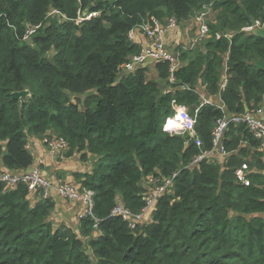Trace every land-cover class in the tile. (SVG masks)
Here are the masks:
<instances>
[{
    "label": "trees",
    "instance_id": "16d2710c",
    "mask_svg": "<svg viewBox=\"0 0 264 264\" xmlns=\"http://www.w3.org/2000/svg\"><path fill=\"white\" fill-rule=\"evenodd\" d=\"M209 3L211 37L194 57L178 49L182 65L173 82L163 62L153 64L156 81L148 67L119 77L140 51L130 31L151 18L187 22ZM51 9L64 20L49 24ZM89 13L96 16L76 22ZM255 22L264 23V0H0V167L28 170L31 136L53 135L66 141L67 156L96 159L90 173L75 174L94 194L96 219L82 218L78 233L49 220L51 199L31 203L25 185L0 184V264H264L261 141L245 125L230 124L223 160L205 157L188 168L214 150L218 119L261 110L264 71L253 64L264 62V40L243 31ZM198 84L224 109L203 104ZM22 91L27 96L14 100ZM90 91L81 110L69 98ZM176 106L195 116L200 148L164 131ZM244 165L248 186L236 176ZM173 175L172 193L158 200L150 223L131 230L110 216L120 203L140 212L142 181Z\"/></svg>",
    "mask_w": 264,
    "mask_h": 264
},
{
    "label": "built area",
    "instance_id": "2783aa9c",
    "mask_svg": "<svg viewBox=\"0 0 264 264\" xmlns=\"http://www.w3.org/2000/svg\"><path fill=\"white\" fill-rule=\"evenodd\" d=\"M212 12V3L208 6L203 7L199 11L195 12V16L192 19L191 30L195 35L190 41L189 47L180 48L181 50H188L196 47V45L203 40L209 39L211 34L209 32V16ZM96 16L94 13H89L78 17L77 23L85 20H89ZM47 17H59L64 20V16L58 11L51 9ZM264 23L260 24L255 22L252 27L246 28L243 31L246 33H252L256 29H262ZM39 26L29 29L24 38V42H29L32 35L38 30ZM177 28V22L174 19H168L165 23L151 18L145 20L138 29H134L128 33V38L132 42L135 31H139L143 37L147 40V45L140 49L139 53L129 58L120 68V76L130 75L138 68H144L148 65H153L157 62L167 63L169 65V72L171 74L169 80L173 82V74L182 65L179 59L180 51H171L164 42L163 37ZM220 35L217 34L216 38ZM225 37L229 35L225 34ZM203 104H209L204 101ZM261 113L258 110L254 113L245 112L240 115H229L226 114L224 117L218 119L215 122V126L212 130L213 146L214 150L221 155H224L222 148V139L225 131L228 129L230 124L235 126L243 124L249 130L254 137L261 141V147H264V121L257 117ZM195 116L189 114L187 109L184 107H174V114L171 118L167 119L163 125L164 131L172 134H182L188 137V141L192 142L197 148L202 146L200 139L195 133ZM44 144L48 149V153H60L68 150V144L61 138H56L52 135L50 138L43 140ZM212 151V152H213ZM208 155H200L194 159L188 168H193L203 158ZM247 167L244 165L237 171V180L239 183L248 186L249 181L246 178ZM176 175L170 178L153 179L152 177L147 178V182L150 187L147 188L145 194V206L138 213H132L130 210L124 208L120 203L111 212V217H118L127 223L129 229L134 230L137 226L148 224L152 220V213L155 209L158 200L166 195L172 193L173 182ZM0 184L8 190L15 189L19 184H23L27 187L28 194L37 196L38 200H50L53 195L68 200L83 209V218L89 217L96 221L93 215V192L82 189L80 186L73 184L68 181L51 182L46 179L38 169L33 170H20V171H0Z\"/></svg>",
    "mask_w": 264,
    "mask_h": 264
},
{
    "label": "crops",
    "instance_id": "0c3cea01",
    "mask_svg": "<svg viewBox=\"0 0 264 264\" xmlns=\"http://www.w3.org/2000/svg\"><path fill=\"white\" fill-rule=\"evenodd\" d=\"M192 19L187 22L177 24V28L173 31L167 33L163 39L168 48L172 50H178L182 48V44L187 46L191 39L195 35L191 31ZM136 46L140 49L147 45V40L139 31H135L133 41ZM189 50V49H188ZM202 50V41L196 45V49H191L190 57L196 56ZM186 63V62H184ZM147 76L152 73V80H157V74L153 65H148ZM225 76L223 77V79ZM197 91L201 97L202 103L204 101L209 102L217 106L218 108L224 109V106L220 100L219 96H209L201 84L197 85ZM264 121V99L261 106V113L257 116ZM44 140V139H43ZM42 139L38 137L31 136L28 139L27 147L33 155V165L39 170V172L49 181L55 183L58 181H70L76 183L80 186L79 181L76 180L75 174L90 173L95 162V157L87 155V157L82 160L80 154L74 153L71 156H67V151L50 154L48 149L44 144ZM264 154V147L261 148ZM224 155L219 154L216 151L211 152L207 156L210 160H216L221 162ZM264 160V157H263ZM0 171H7L3 166L0 167ZM255 171V170H254ZM29 200L31 203L38 201L37 196L29 195ZM51 200L54 202V209L51 211L49 220L54 225H64L68 229L78 233V228L80 225V220L83 218V209L76 204L65 200L61 197L53 195ZM98 232L93 233V236H98Z\"/></svg>",
    "mask_w": 264,
    "mask_h": 264
},
{
    "label": "rangeland",
    "instance_id": "374dc122",
    "mask_svg": "<svg viewBox=\"0 0 264 264\" xmlns=\"http://www.w3.org/2000/svg\"><path fill=\"white\" fill-rule=\"evenodd\" d=\"M50 19H49V21H48V23L49 24H54V22H59V17H49ZM214 18V14H212V12H211V15L209 16V19H210V21L212 22V19ZM192 32H193V30H191ZM189 45H190V43H188L187 44V46H185L184 44H182V48L183 47H189ZM171 51H174V50H172L171 48H169ZM194 49V48H193ZM196 49V48H195ZM183 50V49H182ZM119 77H121L120 76V74H119ZM152 73H150L149 75H148V79H151L152 80ZM91 93H93V91H90V92H88V93H86L85 95H81V96H74V95H69V98H70V100L72 101V102H76V103H78V108L81 110L82 109V104H83V101H84V99L86 98V97H88ZM29 169H36V168H34V167H30ZM66 182V181H65ZM68 182H70V181H68ZM71 183H73V184H76V183H74V182H71ZM141 185H142V187L143 188H145V190L147 191V188H149L150 187V185H149V183L147 182V180L146 179H144L143 181H142V183H141ZM264 216V215H263ZM144 225V224H143ZM139 226H141V225H139ZM83 241H85L84 239H82ZM87 254L88 255H91V252L88 250L87 251ZM92 261H93V264L95 263L94 262V259L92 258Z\"/></svg>",
    "mask_w": 264,
    "mask_h": 264
},
{
    "label": "water",
    "instance_id": "95a60500",
    "mask_svg": "<svg viewBox=\"0 0 264 264\" xmlns=\"http://www.w3.org/2000/svg\"><path fill=\"white\" fill-rule=\"evenodd\" d=\"M195 16V11H191L190 12V18L193 19ZM253 35L257 36V37H260L261 39L264 40V27L262 29H256L252 32ZM254 67L261 70V71H264V62H261V61H257L255 62L254 64ZM27 92L26 91H22V92H19V93H13L12 94V97L14 100H22L24 99L26 96H27ZM247 111V110H246ZM32 169H28V171H30Z\"/></svg>",
    "mask_w": 264,
    "mask_h": 264
}]
</instances>
